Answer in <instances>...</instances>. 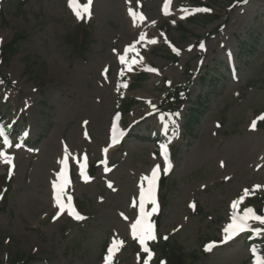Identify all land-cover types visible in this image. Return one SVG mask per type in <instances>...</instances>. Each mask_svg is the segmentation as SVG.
<instances>
[{"label": "rangeland", "instance_id": "obj_1", "mask_svg": "<svg viewBox=\"0 0 264 264\" xmlns=\"http://www.w3.org/2000/svg\"><path fill=\"white\" fill-rule=\"evenodd\" d=\"M164 2L76 0L89 8L77 18L69 0H0V48L21 37L7 61L0 50V152L11 158H0V264H105L113 242L112 264H144V247L148 264H165L161 240L186 264H255L245 236L222 241L244 197H259L264 218V0H170L166 13ZM200 8L210 11L186 15ZM187 83L166 114L168 89ZM120 99L133 101L128 112ZM157 167L166 179L146 221L159 204L161 219L142 246L132 226L154 207L140 204ZM64 181L62 202L80 203L83 220L68 208L54 219ZM251 220L247 235L264 238Z\"/></svg>", "mask_w": 264, "mask_h": 264}, {"label": "snow or ice", "instance_id": "obj_2", "mask_svg": "<svg viewBox=\"0 0 264 264\" xmlns=\"http://www.w3.org/2000/svg\"><path fill=\"white\" fill-rule=\"evenodd\" d=\"M89 4H91V0H89ZM69 6L73 8V11L75 13V15L77 16V18H81V14H87L89 13V8L88 6H84V7H79L76 4V0H69ZM210 11L209 9L206 8H200V9H194L191 11H187L186 10V15H191L194 12H208ZM130 15L135 16V13L130 12ZM140 19L142 20L143 17L141 16ZM143 35L141 36V40H143ZM149 43H156V41L152 40L149 41ZM201 47H203V45H201ZM132 49H126V51H131ZM125 57L121 56L120 60L123 63L124 62ZM147 71H154V69H146ZM107 71V70H105ZM125 87L127 85H124ZM118 119V117H117ZM260 119L264 120V116H262ZM115 123L113 124V129L115 130ZM256 127V122L254 121L252 124V128L254 129ZM3 133L0 132V135H2ZM0 158H3L4 163L6 164H10L11 163V158L7 157L4 155L3 152H0ZM62 163H66V159L65 161H63ZM85 165H81V175L84 176L85 181L87 182V177L84 175V169ZM170 165H166L163 169L164 174H167L169 171ZM159 172L160 169L159 167H157L156 169L153 170L151 178L148 179V190L147 193L142 192L141 193V210H143L144 208V201L147 200L148 202H150L151 204H153V208L151 210V212H147L145 213L144 216H142L140 219H137V221L135 222V224H133L132 226V232H133V238L134 239H139L141 245L143 246L146 242V240H155L156 236L154 234L153 231V225L150 222L146 221V218L148 216H151L152 213H154L156 211L155 208V197H154V192H155V183L156 180L158 179L159 176ZM11 169H9V176H11ZM60 177H62L64 175V169H61V172L58 174ZM67 186V182H61L59 185H54L53 189H54V200L56 202V206L59 209L58 215L56 217H54V219H58L60 214H63V212L65 211L66 208L69 209L68 214L70 216H73L74 219L76 220H83L84 217L80 216L79 214L75 213L74 209H71L70 205H71V197H68V204L66 205L65 203L62 202V196L64 193V189ZM109 187H111V185H109ZM259 187V186H257ZM249 194L248 190H245L244 195L247 196ZM240 203V201H236L233 203L232 207L235 209L237 207V204ZM190 207H194V205H190ZM249 218L259 221L261 224H264V218H261L260 216H257L253 213L252 209H247L245 212V215L240 217V221L244 222L247 221ZM247 227L246 223H240V224H236L235 222L231 225L228 226L227 229H225V237L224 240L222 242H227L231 239H233L234 236H236L239 232L244 231L245 228ZM139 228V234L137 233V229ZM165 239H167V237H165ZM122 246L121 244H118L117 242H113V244L110 246V248L108 249V255L105 257V264H112L113 261V257L115 255V253L119 250V247ZM212 247H214V245H209L205 250L206 251H211ZM146 253H148V258L144 261V264H148V260H151V253L149 252V249L147 247H144L143 249Z\"/></svg>", "mask_w": 264, "mask_h": 264}, {"label": "trees", "instance_id": "obj_3", "mask_svg": "<svg viewBox=\"0 0 264 264\" xmlns=\"http://www.w3.org/2000/svg\"><path fill=\"white\" fill-rule=\"evenodd\" d=\"M239 1L240 0H227L229 4L237 3ZM18 36H21V35H18ZM20 38L21 37L13 39L10 44H8L7 46L1 49L2 58L1 57L0 58L2 62L7 61L8 58L6 56L9 57L14 54L16 49L15 47L13 48L12 45L17 39H20ZM85 43H86L85 39H82L79 46L83 47ZM187 89H188V84L181 85V86H177V85L171 86L168 89V93L164 101V106L170 109H179L181 105L183 104L184 98L187 96ZM120 102H121L122 112L124 113L129 110L131 105H133V101L128 100V99H123ZM191 111L193 114L194 111L190 110V112ZM191 118L192 117H189V119L188 118L186 119L185 121L186 128L190 127V124L192 121L190 120ZM93 170L94 169L91 167L90 169L91 174H93ZM163 182L164 181L162 180L161 184H163ZM246 204L248 206H252V205H257L258 207L261 206V203L259 202V197H257L256 195L254 197L250 196L248 199H246ZM76 205L78 207H82L80 203ZM160 219H161V214H159L154 221L156 226H158ZM260 242H261L260 250L261 252L264 253V238H260ZM156 246L158 248V254L161 257V259L164 260L165 264H186L185 256L182 253L181 248L178 247L176 243H172L170 240H161L156 244Z\"/></svg>", "mask_w": 264, "mask_h": 264}, {"label": "bare ground", "instance_id": "obj_4", "mask_svg": "<svg viewBox=\"0 0 264 264\" xmlns=\"http://www.w3.org/2000/svg\"><path fill=\"white\" fill-rule=\"evenodd\" d=\"M131 31H132V30L130 29V32H131ZM149 113H152V112H151L150 110H148V114H149ZM113 149H114V148H113ZM113 149H111V150H113Z\"/></svg>", "mask_w": 264, "mask_h": 264}]
</instances>
